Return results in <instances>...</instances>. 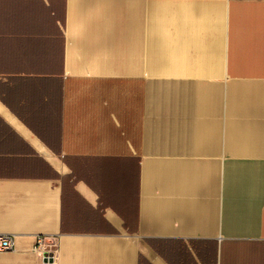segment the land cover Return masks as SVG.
Returning <instances> with one entry per match:
<instances>
[{
	"label": "crops",
	"instance_id": "0c3cea01",
	"mask_svg": "<svg viewBox=\"0 0 264 264\" xmlns=\"http://www.w3.org/2000/svg\"><path fill=\"white\" fill-rule=\"evenodd\" d=\"M0 233V264H264V0H0Z\"/></svg>",
	"mask_w": 264,
	"mask_h": 264
},
{
	"label": "built area",
	"instance_id": "2783aa9c",
	"mask_svg": "<svg viewBox=\"0 0 264 264\" xmlns=\"http://www.w3.org/2000/svg\"><path fill=\"white\" fill-rule=\"evenodd\" d=\"M56 236L35 235V243L32 250L39 253L43 258L53 255L56 247ZM14 248V235L11 233H0V252L10 251Z\"/></svg>",
	"mask_w": 264,
	"mask_h": 264
}]
</instances>
